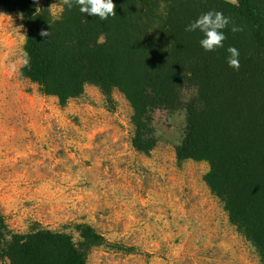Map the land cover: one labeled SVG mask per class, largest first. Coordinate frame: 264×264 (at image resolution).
I'll return each mask as SVG.
<instances>
[{
  "label": "rangeland",
  "instance_id": "374dc122",
  "mask_svg": "<svg viewBox=\"0 0 264 264\" xmlns=\"http://www.w3.org/2000/svg\"><path fill=\"white\" fill-rule=\"evenodd\" d=\"M64 6L39 3L55 18ZM27 35L24 16L0 5V211L9 231L40 225L84 248L79 230L91 226L103 241L84 248L87 264H263L207 185L209 164L177 158L190 107L203 109L196 91L155 113V148L139 152L132 106L117 90L108 99L89 85L62 107L22 75Z\"/></svg>",
  "mask_w": 264,
  "mask_h": 264
},
{
  "label": "trees",
  "instance_id": "16d2710c",
  "mask_svg": "<svg viewBox=\"0 0 264 264\" xmlns=\"http://www.w3.org/2000/svg\"><path fill=\"white\" fill-rule=\"evenodd\" d=\"M39 3L0 0L27 23L30 62L22 75L62 107L89 85L108 99L117 90L133 109L137 151L154 150L158 110L197 92L203 109L190 107V129L177 158L209 164L207 185L264 264V0H113L116 16L107 20L82 14L75 4L55 18ZM208 10L231 21L223 30L224 47L214 52L200 46L201 32L185 31ZM233 25L241 31L231 32ZM229 46L239 50L238 71L227 64ZM79 231L84 248L103 241L91 226ZM84 248L71 234L40 225L12 233L0 211V257L9 264H87Z\"/></svg>",
  "mask_w": 264,
  "mask_h": 264
},
{
  "label": "clouds",
  "instance_id": "9594fccd",
  "mask_svg": "<svg viewBox=\"0 0 264 264\" xmlns=\"http://www.w3.org/2000/svg\"><path fill=\"white\" fill-rule=\"evenodd\" d=\"M229 3L237 4V0H228ZM79 7V11L82 14L92 17H99L100 20H107L110 16H116V5L113 0H62V5H66L69 9L73 5ZM55 4L51 5L54 6ZM164 5H161L163 8ZM61 11L63 8L61 7ZM230 18L225 17L221 11L208 10L201 13L193 22H190L185 31L193 32L199 31L203 34L199 43L205 52H214L217 48L224 47V40L227 38L224 34V29L230 24ZM231 32L236 33L241 29L233 25L230 29ZM40 35L42 37H50V31L41 30ZM104 38L100 37L99 42H103ZM228 56L226 58L227 64L234 70H239V50L234 46L227 48ZM23 60L22 64L28 66L30 57L27 51L22 52ZM11 72L16 71L15 64L9 66Z\"/></svg>",
  "mask_w": 264,
  "mask_h": 264
}]
</instances>
